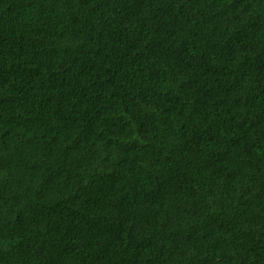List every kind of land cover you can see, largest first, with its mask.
<instances>
[{
  "label": "trees",
  "instance_id": "16d2710c",
  "mask_svg": "<svg viewBox=\"0 0 264 264\" xmlns=\"http://www.w3.org/2000/svg\"><path fill=\"white\" fill-rule=\"evenodd\" d=\"M0 264H264V0H0Z\"/></svg>",
  "mask_w": 264,
  "mask_h": 264
}]
</instances>
